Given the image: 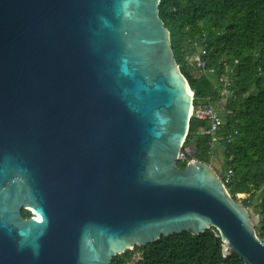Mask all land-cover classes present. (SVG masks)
Returning <instances> with one entry per match:
<instances>
[{"label":"water","instance_id":"water-1","mask_svg":"<svg viewBox=\"0 0 264 264\" xmlns=\"http://www.w3.org/2000/svg\"><path fill=\"white\" fill-rule=\"evenodd\" d=\"M160 4L0 0V264H111L212 228L264 264L218 172L178 165L194 92Z\"/></svg>","mask_w":264,"mask_h":264},{"label":"trees","instance_id":"trees-1","mask_svg":"<svg viewBox=\"0 0 264 264\" xmlns=\"http://www.w3.org/2000/svg\"><path fill=\"white\" fill-rule=\"evenodd\" d=\"M159 10L195 103L205 100L216 105L224 87L219 77L232 79L226 105L230 115L217 133L219 143L212 149L211 136L201 131L207 130V122L191 119L184 149L193 147L191 158L211 162L219 174L232 169L233 194L245 193L251 202L262 198L254 211L264 228V0H161ZM196 41L204 45L217 74L197 76L190 62L197 52L192 45ZM235 131L237 136L227 144L226 136ZM218 147L223 155L219 168L212 162ZM178 165L185 168L186 163ZM31 216L23 211L24 218ZM111 264L246 263L233 251L225 255L224 243L212 228L199 236L187 232L161 238L117 256Z\"/></svg>","mask_w":264,"mask_h":264},{"label":"built area","instance_id":"built-area-1","mask_svg":"<svg viewBox=\"0 0 264 264\" xmlns=\"http://www.w3.org/2000/svg\"><path fill=\"white\" fill-rule=\"evenodd\" d=\"M193 48L197 50V52L191 57L190 62L194 66L196 70L197 76H206L209 74H217V69L212 67L209 63L210 59L206 57L207 53L205 51L204 45L200 42H195L192 44ZM225 65V64H224ZM220 83L224 86L221 92L220 100L217 102L216 105H213L205 100H200L195 103V98L193 95V104L191 107L190 118L197 119L199 121L207 122V130L201 129L202 133L211 136V147L212 149L219 143V138L217 137V133L222 129L224 125L225 117H229L230 112L227 111V97L231 94L230 88L232 84V79L229 77H219ZM238 131H235L233 134H228L226 136V143L231 144L234 140V137L237 136ZM195 153V149L190 147L189 150L183 149L182 154L179 156V162L186 163V165L192 161L197 160L195 158H191V156ZM190 159V160H189ZM211 167L213 165L211 162H205ZM219 174V173H218ZM234 172L232 169H228L226 172L219 174V177L225 186L227 192L231 195V197L238 203L244 205L249 211H251L255 217L257 218L258 222L256 224V237L259 239L261 243L264 244V228H261V216L254 211V207L260 203H262V198L251 202L248 198V195L245 193L233 194L232 192V178Z\"/></svg>","mask_w":264,"mask_h":264},{"label":"rangeland","instance_id":"rangeland-1","mask_svg":"<svg viewBox=\"0 0 264 264\" xmlns=\"http://www.w3.org/2000/svg\"><path fill=\"white\" fill-rule=\"evenodd\" d=\"M186 149L189 150L190 147H187ZM222 160H223L222 149L220 147H218L217 156L212 160V162L217 168H219L220 167V162ZM138 254L139 253L136 252V256H138Z\"/></svg>","mask_w":264,"mask_h":264}]
</instances>
